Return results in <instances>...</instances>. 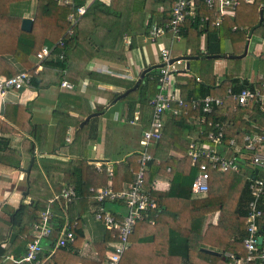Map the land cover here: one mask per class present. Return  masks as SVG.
Returning a JSON list of instances; mask_svg holds the SVG:
<instances>
[{"label":"trees","instance_id":"16d2710c","mask_svg":"<svg viewBox=\"0 0 264 264\" xmlns=\"http://www.w3.org/2000/svg\"><path fill=\"white\" fill-rule=\"evenodd\" d=\"M86 1L75 0L76 5L72 6L60 4L57 0H36L33 27L32 30L27 31L22 28V20L29 12L33 0H0V75L11 76L18 72L8 59L12 56L31 73L32 84L37 89L46 85V68H53L56 71L57 80L62 82L64 78L70 77L64 71L70 66L69 57L72 47H79L84 41L83 43L89 48L90 59L101 55L102 51L105 54L112 53L123 40L124 35L128 34L131 37L130 47L133 48L139 34H149L153 24L162 23L170 16L168 8L163 12L152 10L147 17L148 0H111L109 5L96 0L80 22L75 25L74 33L69 36L67 34L70 27L68 17L75 12L76 6ZM156 1L172 4L175 0ZM116 10L118 14L115 13ZM202 17L206 20L202 21ZM215 17L213 9L200 4L198 17L187 18L180 23L179 35L186 38L188 51L186 53L191 57L190 68L196 74V76H186L185 81L177 85L181 96L187 102L184 109L188 112L168 115L163 136L159 142L167 144L173 153L160 162L151 160L146 170V188L162 201V211L155 218V224L149 222L152 216L149 214L145 220L136 225L119 264H234L228 253L238 257L247 253L243 243L246 234L244 227L251 210L250 202L255 198L249 188L251 170L244 166L240 170L211 171L208 191L205 194H195L192 183L198 174L199 162L193 161L188 154V149L196 132L200 133L202 141L213 144V140L208 137L210 131L215 130L208 124L210 119L225 123L227 141L220 146V149L224 150L229 139L241 137L252 129V117L264 118L258 109L254 114L250 113L251 118L245 117L248 113L247 109L238 106L233 94L229 92L230 88L233 92L239 91L242 86H253V83L248 82L247 78L241 79L239 75L228 72L222 80L218 79L213 68L215 58L227 55L226 39L232 40L234 54H242L249 30L260 33L264 38V0H257L255 3L242 0L236 8L235 17H225L219 26L213 24ZM60 37L65 38V57L60 58L62 49L56 48L53 54L43 62V69L36 71L33 61L37 59L36 54L44 44L53 45ZM236 37H239L244 45L241 50L237 49ZM203 42L204 47H202ZM258 56L263 59L264 51ZM159 71L158 67L148 71L139 78L138 86L121 98L128 103L131 114L135 113L138 106L139 114L136 120L142 122L144 129L149 127L152 115L150 98L159 91ZM78 79L73 82L77 84ZM256 81L260 82L259 77ZM137 82H128L126 88L133 87ZM120 94L116 92L114 98L119 97ZM207 95L221 97L223 104L215 106L213 113H207L206 122L197 125L196 118L203 113L202 106L193 109L191 101L193 98ZM56 112L60 117L58 135L63 137V142H66L69 125L62 120L63 113L58 110ZM93 113L94 111L89 109L82 114L88 116ZM2 115L3 117L0 116V148L6 154L1 158L0 164L14 170L21 167V157L18 150L9 146L6 134L13 132L15 125L28 131L35 140H40L43 127L32 123L33 115L27 105L8 102L5 104ZM97 118L96 114L85 123L83 117H76L73 121L77 126V134H80L82 130L88 132L84 137L86 144L90 139H96L98 136V125L93 124ZM132 118L129 117V119ZM26 143L29 145V152L34 156L35 141L28 138ZM140 155V152H133L124 161L114 163L113 174L110 176L114 190H120L124 182L134 180L135 172L140 167L138 161ZM41 161L46 173L50 171V167L66 171L67 177L61 179L63 184L57 186L56 180L51 179L56 192H61L65 185H72L77 192V197L67 206L69 227L74 231L75 241L67 246L58 247L51 258L54 264L87 263L79 255V249L85 240L82 216L90 208V202L100 205L95 198V190L91 187L101 186L103 172L97 171L95 167L87 163L86 154H82L81 158L71 159L68 163L50 160L51 164L47 165V158H41ZM32 164L33 169L39 168L36 159ZM64 165L66 167H63ZM161 168L170 169L173 174L167 191L152 189V183ZM105 169L106 167H103L108 177ZM32 172L28 178L29 192L36 194L40 186L38 187L37 184L38 175ZM90 173L93 174L91 178L88 177ZM43 177L47 185L46 177L44 175ZM107 182L106 180L105 184ZM53 194L54 191L51 189L41 191V194H37V197L35 195L31 202L22 203L11 213V226L15 235L18 238L22 235L26 236L22 243L18 244L22 246V253L26 251L24 246L27 242L33 239V236L29 234L33 223L40 218L45 208L41 205L43 198L52 197ZM62 206L58 202L52 205L55 216L52 221L53 232L48 237L51 246H54L66 220ZM258 208L262 210V216L258 219L260 229L264 226V196L258 199ZM214 212L219 213L218 223L210 222L205 226L207 215ZM115 238L111 230L106 227L102 238L96 242V248L103 261L107 251L112 249L110 245L116 241ZM203 247L214 249L219 253H210L203 250ZM9 252L20 257L16 251H10L0 243V257ZM49 253L45 249L43 255Z\"/></svg>","mask_w":264,"mask_h":264},{"label":"crops","instance_id":"0c3cea01","mask_svg":"<svg viewBox=\"0 0 264 264\" xmlns=\"http://www.w3.org/2000/svg\"><path fill=\"white\" fill-rule=\"evenodd\" d=\"M94 1L96 0H87L86 2H89L91 6ZM100 1L109 5L111 0ZM147 5H149L146 7L147 17L150 16L152 10L163 12L170 7V4H164L156 0H148ZM35 8L36 0H33L25 17L33 18ZM262 39L264 41L263 37ZM130 41L131 37L125 34L123 40L114 49L116 51L113 50L112 53L107 52L106 54L102 51L101 55L93 56L90 59L89 48L83 43L84 41L79 47H72L69 57L70 66L64 71L70 77L64 79L74 83L73 81L79 78L78 83H74L76 86L74 90L62 87V82L57 80L56 71L53 68H46L47 81L44 87L37 89L34 85H31L19 91H9L5 95H0V116L3 117L2 112L6 103H20L27 105L31 110L33 115L32 123L43 127L40 140H35L28 131L14 125L15 130L7 133L6 137H8L9 146L19 151L21 167L10 170L0 164V243L9 248L10 251H16L20 254L19 256L24 253L21 250L22 246H18V244L22 243L26 236L22 235L18 238L15 235L11 226V213L20 207L22 203L31 202L35 195L37 197V194H41V191L46 189L50 191L51 189L54 191L53 195H55L58 192L55 191V186L51 179H55L58 186L61 183L63 184L61 179L67 177L65 169H56L50 166H47L50 167V171L46 173L41 158H47V165H49L51 164L50 160L68 163L71 162V159L81 158L82 154H86L87 163L95 167L97 171L103 172L102 184H100L102 186L110 182V177H106L103 169L96 167L97 159H106L107 165L113 168L114 163L124 161L129 154L141 152L144 128L142 122L136 120L139 114L138 106L135 113L131 114L128 103L121 100V98L116 100V97L114 98L115 93L120 92L122 94L125 92L128 89L126 88L128 82H137L145 69L150 67L160 68L159 66L162 64L161 51L164 48L172 49L173 59L187 55L186 52L188 51L186 38L182 36L174 38L170 33L155 41L148 38V34H139L135 39L136 45L133 48L130 47ZM226 41L228 45V48L226 47L227 55L234 54L230 38L226 39ZM204 44L203 42L202 47H204ZM257 47L258 50L254 54L260 55L264 51V46L258 45ZM8 59L18 71L26 69L21 62L12 56H9ZM180 59L182 60V63L178 65L180 70L174 73L172 77L176 86L178 83H183L186 76H196L195 72L190 68V61L188 66L186 59ZM230 59L228 56L215 58L213 68L217 77L220 73H226V67ZM33 61L35 62L34 67H36L37 59ZM262 74L264 73H259L254 77H242L241 79L247 78L248 82L251 83L256 81ZM89 109H92L94 113H98V118L93 123L98 125V136L96 139H90L86 144L84 137L87 136L88 132L82 130L80 134H77V126L73 121L76 117L86 118L87 116L82 113ZM56 110L63 113L61 118L69 125L67 137L65 138L66 142H63V137L58 135L60 117ZM150 111H152V108ZM169 114L171 113L167 112L165 115V123ZM129 117L133 118L129 119ZM28 138L35 141L34 156L28 150L29 145L26 143ZM154 152L161 159H165L169 154L173 153L167 144L165 145L162 141L155 145ZM4 154L6 152L0 148V160ZM33 157L39 164L38 169L31 167L30 170L32 172L33 169L32 173L38 175L37 184L40 187L36 194L29 192L28 178L31 172L26 173L23 171V168L34 162ZM63 167H66V165ZM105 170L107 172V169ZM43 175L46 177L47 185L43 181ZM92 175L90 173L88 177L91 178ZM172 176L170 169L161 168L152 183V187L155 190L167 191L170 188ZM106 180L108 181L107 184H105ZM128 183L124 182L122 188ZM50 198H43L41 205L45 207ZM62 207L63 210L66 208L65 206ZM97 207L96 204L94 205L90 202V208L82 216L85 240L79 249V255L87 263L79 264H101L103 261L96 248V242L102 238L106 227L94 216V209ZM105 208L117 216H121L126 212V207L121 201L107 200ZM218 221L219 213H210L206 217L205 226L210 222L218 223ZM31 231L32 228L29 232L30 235ZM49 239H43L42 243L45 249L51 252L53 246H51ZM113 243L110 245L111 248ZM24 249L26 250V246H24ZM13 257L17 256L12 252L1 256L0 264H13ZM49 261L54 264L52 258Z\"/></svg>","mask_w":264,"mask_h":264},{"label":"built area","instance_id":"2783aa9c","mask_svg":"<svg viewBox=\"0 0 264 264\" xmlns=\"http://www.w3.org/2000/svg\"><path fill=\"white\" fill-rule=\"evenodd\" d=\"M63 5L75 6V0H57ZM242 0H175L170 4V16L162 23H155L149 30L148 38L155 41L168 33L172 37H180V23L187 18H196L199 15L200 4H205L214 10L215 20L213 24L219 26L227 16L235 17L236 8ZM247 3H255L257 0H244ZM263 5V4H262ZM89 2L76 6L75 12H72L68 19L70 27L67 34L74 33V27L80 22L82 17L88 12ZM202 21L206 18L202 17ZM204 23V22H203ZM236 28V27H234ZM61 48L60 58L65 57V38L60 37L53 45L44 44L36 54V71L43 69V62L53 54V50ZM172 49L164 48L161 51L162 64L159 71V91L150 98L152 106V115L150 125L142 132V148L139 169L135 172V178L120 190H114L111 186V180L107 185L95 190V198L100 205L94 209V216L110 229L116 237L112 244V249L108 251L106 259L101 264H119L121 257L128 247L130 235L134 232L136 225L145 220L149 214V222L155 224V218L162 211V201L152 195L146 188V170L151 160L160 162V156L155 155V145L162 139L165 127V115L170 112L174 115L187 113L184 109L187 102L180 94L179 88L173 82V74L180 70L182 60H174L171 54ZM200 80L199 77H197ZM258 81L251 82L253 86L244 85L239 91L230 88L229 92L233 94L237 105L246 108L245 117L251 118L250 113L258 109L264 116V74ZM32 84L31 73L24 69L19 70L11 76L0 75V95H5L9 91H19ZM62 87L74 90L76 86L68 80L62 81ZM192 108L197 109L202 106L203 113L196 118V123L206 122L207 113H211L215 106L223 104V99L215 95H207L201 98H193ZM213 113V112H212ZM252 129L241 137H234L228 140L224 150L220 146L227 141L225 137V123L217 119L208 120V124L215 130L210 131L208 137L213 140V144L201 140L199 134L195 133L188 149L189 156L193 161L199 162L198 174L192 183V190L195 194H205L209 189V179L211 171L224 172L229 169L240 170L247 167L251 170L250 191L254 199L250 202L251 210L245 223L246 234L243 239L247 253L243 256H236L228 253L232 257L234 264H264V234L263 243L259 244L260 236L258 219L262 216V210L258 208V199L264 196V118L252 117ZM200 132V131H199ZM225 137V138H224ZM202 160V161H201ZM96 167L103 169L106 167L108 176H112L113 168L107 165L106 159H97ZM152 189H154L152 187ZM77 197V192L72 185H65L61 192L56 193L48 200L40 218L33 223L31 235L33 239L27 242L26 251L20 257H13V264H51V255L60 246H67L75 241V234L69 227V218L64 209L66 220L60 231V234L53 246L52 251L43 255L45 250L42 240L51 236L53 232V203L58 202L65 207ZM109 201H121L126 207V212L117 216L112 211L105 208V203Z\"/></svg>","mask_w":264,"mask_h":264},{"label":"rangeland","instance_id":"374dc122","mask_svg":"<svg viewBox=\"0 0 264 264\" xmlns=\"http://www.w3.org/2000/svg\"><path fill=\"white\" fill-rule=\"evenodd\" d=\"M115 13L118 14L119 13L118 10H116ZM86 23H88V21H86ZM235 40L237 41V49L241 50L242 46H244L242 40L239 37H236ZM247 42L249 43L248 54L238 60H229L225 71L226 73L228 72L229 74H237L240 77H246V76L254 77L259 73H264V58L262 59L261 57L258 56V54L256 55L254 54V52L258 50L257 47L258 45L264 46V41L262 39L261 34L258 32H251L249 30L246 43ZM227 46H228L227 41H225V47ZM226 73L224 72L220 73L218 75V78L222 79L223 77H225Z\"/></svg>","mask_w":264,"mask_h":264},{"label":"water","instance_id":"95a60500","mask_svg":"<svg viewBox=\"0 0 264 264\" xmlns=\"http://www.w3.org/2000/svg\"><path fill=\"white\" fill-rule=\"evenodd\" d=\"M262 19H263V17L261 15V21H262ZM33 21H34V19L32 17H24L23 20H22V28L24 30H27V31L32 30ZM248 51H249V43L247 42L246 45H245L244 52L242 54H229V55H226V56H228L230 58H241V57L247 55L248 54ZM181 58L186 59L188 61L187 65L189 66V61L191 60V57L185 55V56H182ZM151 69H153V68L150 67V68L145 69L143 71L141 77H143ZM137 86H138V82L133 87L128 88L125 92H123L122 94H120L119 97L116 98V100L119 99V98H122V97L126 96L131 90L135 89ZM96 114H98V113H93L91 115H88L83 122L84 123L85 122H88L90 120V118L92 116L96 115ZM31 167H32V162L29 164L28 167L23 168V171H25L26 173H29L30 170H31ZM259 232H260V236L258 238V241H259V244H262L263 243L264 226L262 228H260ZM202 249L205 250V251H208L210 253H219L218 251H216L214 249H210V248H206V247H203Z\"/></svg>","mask_w":264,"mask_h":264},{"label":"clouds","instance_id":"9594fccd","mask_svg":"<svg viewBox=\"0 0 264 264\" xmlns=\"http://www.w3.org/2000/svg\"><path fill=\"white\" fill-rule=\"evenodd\" d=\"M181 58V57H180ZM172 60H174V59H172ZM155 190V189H154Z\"/></svg>","mask_w":264,"mask_h":264}]
</instances>
